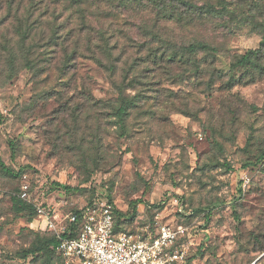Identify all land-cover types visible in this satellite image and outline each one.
Returning a JSON list of instances; mask_svg holds the SVG:
<instances>
[{"label": "rangeland", "instance_id": "rangeland-1", "mask_svg": "<svg viewBox=\"0 0 264 264\" xmlns=\"http://www.w3.org/2000/svg\"><path fill=\"white\" fill-rule=\"evenodd\" d=\"M185 1L193 7L131 0L109 10L112 56L79 57L70 86L27 68L0 86V158L11 169L0 166V264H58L48 237L93 199L112 202L123 232L183 227L182 264H264V0H227L225 17L204 14L222 0ZM122 35L131 41L117 47ZM200 43L210 48L191 53ZM117 85L137 105L124 134L111 108ZM24 184L48 218L16 211Z\"/></svg>", "mask_w": 264, "mask_h": 264}, {"label": "trees", "instance_id": "trees-1", "mask_svg": "<svg viewBox=\"0 0 264 264\" xmlns=\"http://www.w3.org/2000/svg\"><path fill=\"white\" fill-rule=\"evenodd\" d=\"M122 1L125 2L124 0ZM126 2L129 3L111 7L109 0H0V86L6 84L24 68L30 69L35 78L44 76V80L50 81L54 77V74H57L58 80L67 81L64 85L66 83L68 86L74 84L76 78L71 76L70 73L74 70L79 57L90 54L100 63L104 64L103 60L108 56H112V47L110 46L109 49H106V45H110L109 40L112 36L108 35L107 24H103V22L118 18L117 15H114V12L121 9L127 10L131 0ZM181 5L183 7H193L190 2L185 0H181ZM230 5L229 1L222 0L220 8L208 6V10L206 9V13L204 14L205 16H212L213 13H217L218 16L225 17L230 12ZM196 9L203 10L202 7H196ZM109 10L114 11V14ZM77 13L82 14V18L74 31V33L76 32V38L73 41H68L65 38L64 31ZM175 14L174 12L168 13L170 17ZM177 18H183V15ZM113 23L109 25V28L114 26ZM142 23L146 24L145 21H142ZM258 26L263 32L264 38V22L259 23ZM116 32L119 33L118 35L125 34L124 28L118 29ZM120 37L122 38H118L120 41L116 40L118 43L117 47H120L121 40L123 39L131 41V39H127L123 35ZM67 43L69 44L67 45ZM262 46L263 48L259 49V52L263 56L264 45L262 44ZM189 48L191 53H197L207 50L210 46L200 43L190 45ZM37 50H41L42 53L36 59L33 56ZM251 62L252 57L250 52L243 55L236 65L247 68ZM263 73L264 69L261 70V74ZM237 82L238 79L234 76L229 81L231 86H234ZM60 85L63 86V84ZM117 94V102L112 103L111 108L113 116L116 118L124 134L130 112L137 105L135 104V97L128 95L120 85H117ZM0 166L6 172L11 173V169L4 164L1 158ZM22 190L23 186H21V193ZM12 202L18 213L24 211L31 212V214L38 213L34 205L22 198L21 195L19 197H12ZM97 202H99L97 199H93L89 204ZM106 203L113 206L115 230L121 232V226L123 225L121 217L123 215L114 207L112 202L108 201ZM136 205L137 201H134L132 203L134 211H136ZM78 210L71 211L70 213L77 212ZM124 220L127 219L125 218ZM73 225L75 232H77L80 225L79 222ZM69 226L72 225L69 224ZM63 234L68 236L69 233L65 231ZM180 239H178L175 245L176 249ZM58 241L56 236L51 235L47 239V245L56 250L58 264H63V255L56 248ZM45 247L47 248V246Z\"/></svg>", "mask_w": 264, "mask_h": 264}, {"label": "built area", "instance_id": "built-area-1", "mask_svg": "<svg viewBox=\"0 0 264 264\" xmlns=\"http://www.w3.org/2000/svg\"><path fill=\"white\" fill-rule=\"evenodd\" d=\"M28 189L29 185L24 184L23 198L28 196ZM38 211L48 218L45 209L39 207ZM66 218L68 222H62L59 230L54 231L63 264H178L186 256L185 251L175 248L184 233L181 226L162 225L141 233L117 232L113 206L100 202L88 203ZM78 222L75 232L73 224ZM65 231L68 236L63 234Z\"/></svg>", "mask_w": 264, "mask_h": 264}]
</instances>
